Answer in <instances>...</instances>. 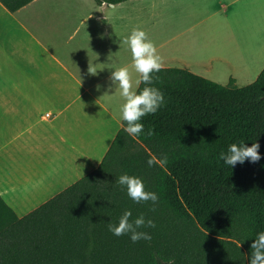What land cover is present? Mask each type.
Here are the masks:
<instances>
[{
	"label": "trees",
	"instance_id": "trees-1",
	"mask_svg": "<svg viewBox=\"0 0 264 264\" xmlns=\"http://www.w3.org/2000/svg\"><path fill=\"white\" fill-rule=\"evenodd\" d=\"M30 1L0 0L10 11ZM155 76L166 103L142 118L153 135L134 138L122 120L94 169L22 216L0 196V264H247L264 230V67L244 86L185 68ZM240 141L259 143L260 160L224 164L219 154ZM162 153L167 164L149 167ZM123 172L140 176L159 202L134 203L116 183ZM128 208L154 220L143 229L151 240L108 231Z\"/></svg>",
	"mask_w": 264,
	"mask_h": 264
},
{
	"label": "crops",
	"instance_id": "crops-1",
	"mask_svg": "<svg viewBox=\"0 0 264 264\" xmlns=\"http://www.w3.org/2000/svg\"><path fill=\"white\" fill-rule=\"evenodd\" d=\"M239 1L32 0L15 11L0 2V196L22 216L99 164L123 127L124 98L111 73L127 66L133 90L139 86L125 42L134 28L154 42L162 67L210 80L212 62H232L226 56L253 43L263 47L264 0L231 8ZM193 44H209L219 56L201 67L186 54ZM9 170L18 180H6Z\"/></svg>",
	"mask_w": 264,
	"mask_h": 264
},
{
	"label": "clouds",
	"instance_id": "clouds-1",
	"mask_svg": "<svg viewBox=\"0 0 264 264\" xmlns=\"http://www.w3.org/2000/svg\"><path fill=\"white\" fill-rule=\"evenodd\" d=\"M108 6L115 10V5L109 4ZM125 42L130 48L135 70L140 74L136 83L139 84L142 81L145 86L139 91L133 90L127 66L119 67L111 73L112 84L118 86L120 95L124 98V103L121 106L122 119L127 122L124 131L134 138L141 134L151 136L153 130L148 129L145 132L142 118L157 113L166 103L164 92L155 84V81L158 80L155 73H158L162 68L161 57L157 53L154 42L148 38L142 28H134L125 38ZM259 148V143L255 142L251 146H247L246 143L240 141L231 143L228 145L227 151H222L219 155L224 164L232 167L237 162L243 164L246 159L251 162L260 160ZM167 162L168 156L164 153L160 157L152 155L147 160L149 167L154 164L165 166ZM116 183L126 188L128 197L136 204L151 201L154 207L159 202L160 197L157 192L146 190L145 182L140 176L123 172L117 177ZM155 226L154 220L146 219L144 214L133 217L130 208L123 211L117 222H109L107 225L108 231L114 236L128 235L133 243L142 239L151 240V233L143 229L155 228ZM246 259L247 264H264V230L255 234Z\"/></svg>",
	"mask_w": 264,
	"mask_h": 264
},
{
	"label": "rangeland",
	"instance_id": "rangeland-1",
	"mask_svg": "<svg viewBox=\"0 0 264 264\" xmlns=\"http://www.w3.org/2000/svg\"><path fill=\"white\" fill-rule=\"evenodd\" d=\"M187 1L189 4H191V6L201 7L205 0H187ZM243 1H246V0H241L236 4H233L231 8L243 9V4H242ZM232 11L233 10L231 9V12ZM204 42L205 41H203V43ZM207 42H210V41H207ZM171 44L173 45L174 43L172 42ZM259 44L258 46H256V44L254 43L249 46H243L241 50L243 54L237 53V54H231V55L226 56L229 59H232V62L231 61L212 62L210 65L209 71L212 74V76L216 79L212 81L225 85L229 82L231 78H233L234 83L238 86H243V85L253 82L264 67V46L259 47ZM222 51H225V50H222ZM187 52L188 53L186 54H189L190 52V53H193L195 57H197V58H194V60L201 63L200 65L201 67L203 66V63L205 61L210 60L209 58L214 57L215 54L216 56H219L218 55L219 53H217L218 51L214 50L213 52L209 44L202 45V48H199V46H196L193 44L190 46V49ZM222 53L227 55V53H224V52ZM183 56L185 55L183 54ZM240 56L246 57V60L245 62H243L244 64L237 65L234 61L236 57H240ZM210 73L209 74L206 73V74L210 75ZM5 173H6L5 169H0V186H1L2 179H3L2 176L5 175ZM11 179L18 180V177L16 178L13 177L11 174V170H9L6 176V180H11ZM7 187L9 188V185ZM7 193L13 198L12 200H14V202L16 203L17 201L19 202L21 200V197H20L21 194L18 191H9Z\"/></svg>",
	"mask_w": 264,
	"mask_h": 264
}]
</instances>
